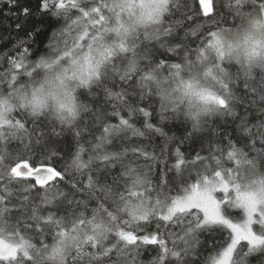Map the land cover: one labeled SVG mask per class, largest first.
Masks as SVG:
<instances>
[{
    "label": "snow or ice",
    "instance_id": "snow-or-ice-1",
    "mask_svg": "<svg viewBox=\"0 0 264 264\" xmlns=\"http://www.w3.org/2000/svg\"><path fill=\"white\" fill-rule=\"evenodd\" d=\"M0 264H264V0H0Z\"/></svg>",
    "mask_w": 264,
    "mask_h": 264
}]
</instances>
